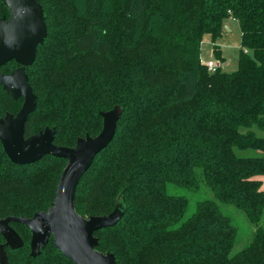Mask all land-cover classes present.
<instances>
[{
	"label": "trees",
	"instance_id": "1",
	"mask_svg": "<svg viewBox=\"0 0 264 264\" xmlns=\"http://www.w3.org/2000/svg\"><path fill=\"white\" fill-rule=\"evenodd\" d=\"M48 36L26 68L37 108L26 137L47 126L55 143L102 130L101 111L123 108L111 143L95 158L76 191V209L117 202L125 213L96 232L97 249L117 264H264V0H38ZM9 16L0 0V17ZM241 27L238 69L210 71L202 43H215L227 20ZM216 55L224 64V58ZM14 60L0 67L11 72ZM0 84V118L18 113ZM46 160H50L44 163ZM63 158L32 164L10 160L0 141V215L32 217L56 197ZM172 187L208 188L213 199L188 207ZM245 212L254 226L240 250L237 229L221 204ZM91 214V215H103ZM24 245L7 247L10 264H74L54 245L30 255L32 233L12 223ZM5 242L0 233V243Z\"/></svg>",
	"mask_w": 264,
	"mask_h": 264
},
{
	"label": "water",
	"instance_id": "2",
	"mask_svg": "<svg viewBox=\"0 0 264 264\" xmlns=\"http://www.w3.org/2000/svg\"><path fill=\"white\" fill-rule=\"evenodd\" d=\"M9 16L0 17V67L14 60L18 67L11 72H0V84L14 100L24 98L18 113L7 112L0 118V141L14 163L32 164L50 155L67 160L62 171L56 197L52 205L30 217L0 215V264H10L6 248L18 249L24 245L20 233L12 223H23L31 230L32 257L41 254L51 237L55 247L74 264H117L113 252L97 249L96 232L118 224L124 213L122 202L113 211L103 215L83 216L76 209L77 187L83 175L92 166L96 156L113 140L123 108L116 105L101 111L103 127L95 136L78 137L74 146L55 143L56 128L47 126L26 137V123L37 108L35 94L26 71L37 56V50L48 36L43 6L38 0H2ZM226 29L230 30L228 25Z\"/></svg>",
	"mask_w": 264,
	"mask_h": 264
},
{
	"label": "rangeland",
	"instance_id": "3",
	"mask_svg": "<svg viewBox=\"0 0 264 264\" xmlns=\"http://www.w3.org/2000/svg\"><path fill=\"white\" fill-rule=\"evenodd\" d=\"M226 24L229 25L230 30L225 28L222 32L221 37H219L215 43L210 36L205 37L202 43V58L206 61L220 60L215 52L216 45L218 46V52H220V56L224 58L222 69L228 72H232L238 69L239 54L242 49V33L240 24L236 21H233L231 18L227 20ZM257 134L264 137L263 130H257ZM238 153L243 156H250L255 154L264 156V152L254 150H238ZM48 161L50 160H46L44 163ZM66 164L67 161H63L62 170L65 168ZM259 176L264 175H258V177ZM262 187L264 189V183L262 184ZM169 192L176 195L185 196L188 199V207L182 217V220L189 218L193 214L199 201L214 198L213 192L208 188H200L194 190L183 187H172L170 188ZM109 208V205L106 206L96 203L89 208L86 217L91 216V214L107 213V210ZM221 209L226 215L230 217L232 223L237 229V245L235 250H240L250 242L254 231V226L249 222L245 212L236 208L235 206L222 203Z\"/></svg>",
	"mask_w": 264,
	"mask_h": 264
},
{
	"label": "built area",
	"instance_id": "4",
	"mask_svg": "<svg viewBox=\"0 0 264 264\" xmlns=\"http://www.w3.org/2000/svg\"><path fill=\"white\" fill-rule=\"evenodd\" d=\"M210 71H215L223 66L220 60H208L203 62Z\"/></svg>",
	"mask_w": 264,
	"mask_h": 264
},
{
	"label": "crops",
	"instance_id": "5",
	"mask_svg": "<svg viewBox=\"0 0 264 264\" xmlns=\"http://www.w3.org/2000/svg\"><path fill=\"white\" fill-rule=\"evenodd\" d=\"M231 19H232L233 21L238 22L237 20H235V19H233V18H231ZM238 23H239V22H238ZM226 25H228V24H226ZM228 26H229V25H228ZM202 60H203V62L206 61V60L203 59V58H202ZM257 178H258V179H262V181L264 180V176H259V177L257 176ZM263 183H264V181H263ZM262 189H263V187H262ZM263 190H264V189H263Z\"/></svg>",
	"mask_w": 264,
	"mask_h": 264
}]
</instances>
